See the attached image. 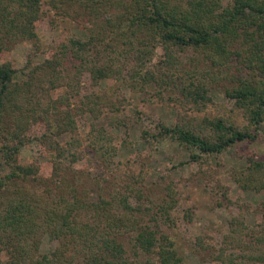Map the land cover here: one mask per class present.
<instances>
[{"label": "trees", "instance_id": "16d2710c", "mask_svg": "<svg viewBox=\"0 0 264 264\" xmlns=\"http://www.w3.org/2000/svg\"><path fill=\"white\" fill-rule=\"evenodd\" d=\"M48 5L57 15L93 26L84 37L59 40L42 62L18 71L6 52L18 41L40 43L45 2L0 0V158L9 169L5 175L0 170V193L22 180L43 187L35 197L26 192L0 197V254L7 251L10 264H124L118 239L131 231L135 247L155 250L159 264H186L161 229L177 225L172 182L163 176V201L145 206L143 186H136L141 175L128 174L124 187L118 183L114 191L76 168L83 160L76 140L63 146L59 139L75 136L87 118L97 121L106 109L121 111L124 85L178 108L172 124L154 122L142 138L175 142L194 162L255 140L250 130L201 113L214 104L213 90L222 88L248 128L258 132L264 122V0H48ZM109 80L121 87L89 91ZM33 141L54 154L46 180L38 177L39 166L18 162L21 147ZM87 147L105 165L117 157L113 136L93 123ZM233 180L242 191H264V161L253 157ZM243 224L234 220L216 257L221 264H264V227L244 244L238 236ZM43 235L57 247L38 255Z\"/></svg>", "mask_w": 264, "mask_h": 264}, {"label": "rangeland", "instance_id": "374dc122", "mask_svg": "<svg viewBox=\"0 0 264 264\" xmlns=\"http://www.w3.org/2000/svg\"><path fill=\"white\" fill-rule=\"evenodd\" d=\"M43 1L47 16L39 29L42 35L40 43L18 41L11 44L6 52V59L18 71H26L42 62L44 52L59 40L66 42L71 37H84L86 27L93 26L88 20L78 22L57 15L50 9L48 0ZM84 82L89 87L88 77ZM119 86L121 84L109 80L98 87L89 88V91L109 93ZM121 90L124 97L120 103L123 104L121 111L111 113L106 109L100 119L94 122L87 118L75 136H62L59 142L66 146V143L76 140L75 147L83 154V162H79L76 168L89 173L103 186H111L110 189L114 191L118 183L124 187L128 174L133 173L136 177L141 175L143 182L136 186H143V203L148 207L154 202L163 201L160 184L165 176L166 183L172 182L177 192L178 205L171 212L177 225L171 229L162 226L161 229L175 242L186 264H221L216 257L225 249V241L227 235H231L234 220L245 224L242 227L245 230H241L242 233L238 235L244 244L252 241L250 237L259 234L261 227H264V191H242L233 180L235 171L245 169L253 157L264 161V122L260 124L258 132L248 128L242 114L234 109L232 101L225 98L222 88H215L212 93L214 104L201 114L223 117L242 129L250 130L256 139L237 143L220 155L202 156L199 162H194L189 152L175 142L142 138L143 131L153 128L154 122L160 121L167 125L174 122L179 112L174 104L155 96L153 93L156 88L153 87L149 89L153 95L133 92L124 85ZM137 111L141 114H137ZM123 121L127 125L123 126ZM92 123L113 136L117 150L114 163L105 165L101 158L87 150ZM53 156L52 151L33 141L21 147L18 162L39 166L38 177L46 180L53 172ZM0 170L3 175L9 172L1 158ZM42 191L39 182L22 180L11 184L0 193V197L6 200L25 192L35 197L41 195ZM131 201L135 202L133 199ZM144 223L149 224V221L145 220ZM135 235L127 231L119 236L118 240L125 249L124 264H159L155 250L145 252L135 247ZM235 238L238 240L237 235ZM39 245V251L35 253L42 255L55 249L57 242L50 243L49 236L43 235ZM230 252L240 254L238 249H230ZM9 258L7 251L2 252L0 264H10Z\"/></svg>", "mask_w": 264, "mask_h": 264}]
</instances>
